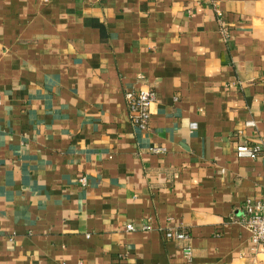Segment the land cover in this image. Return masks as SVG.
Instances as JSON below:
<instances>
[{
  "label": "crops",
  "instance_id": "0c3cea01",
  "mask_svg": "<svg viewBox=\"0 0 264 264\" xmlns=\"http://www.w3.org/2000/svg\"><path fill=\"white\" fill-rule=\"evenodd\" d=\"M242 140L264 144V0H0V264H258Z\"/></svg>",
  "mask_w": 264,
  "mask_h": 264
},
{
  "label": "built area",
  "instance_id": "2783aa9c",
  "mask_svg": "<svg viewBox=\"0 0 264 264\" xmlns=\"http://www.w3.org/2000/svg\"><path fill=\"white\" fill-rule=\"evenodd\" d=\"M225 27H223V30ZM125 101L128 109L130 121L138 129L146 131L150 124V108L155 100V91L150 88H141L125 92ZM246 126L252 125L251 121L245 122ZM153 151L162 150L152 148ZM235 155L238 158L255 159L264 157V144H249L246 141H240L235 147ZM263 205L256 204L255 209L261 210ZM245 213L239 223L249 232L251 241L255 244L256 250L264 253V210L262 213L254 212L253 206L248 202L244 206ZM127 229H132L131 224L126 225ZM166 237L184 240L187 234L182 231L169 229L165 232ZM186 257L190 258L191 250L189 246L183 247Z\"/></svg>",
  "mask_w": 264,
  "mask_h": 264
},
{
  "label": "rangeland",
  "instance_id": "374dc122",
  "mask_svg": "<svg viewBox=\"0 0 264 264\" xmlns=\"http://www.w3.org/2000/svg\"><path fill=\"white\" fill-rule=\"evenodd\" d=\"M258 264H264V256L261 257L260 262L258 261Z\"/></svg>",
  "mask_w": 264,
  "mask_h": 264
}]
</instances>
